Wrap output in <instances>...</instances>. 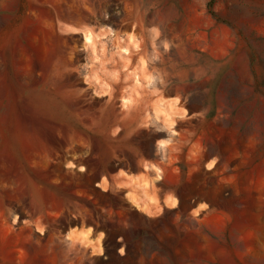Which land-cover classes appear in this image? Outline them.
Returning a JSON list of instances; mask_svg holds the SVG:
<instances>
[{"label":"rangeland","instance_id":"374dc122","mask_svg":"<svg viewBox=\"0 0 264 264\" xmlns=\"http://www.w3.org/2000/svg\"><path fill=\"white\" fill-rule=\"evenodd\" d=\"M14 48L52 93L0 96V264H264V0H0V69ZM146 160L159 216L97 185Z\"/></svg>","mask_w":264,"mask_h":264},{"label":"crops","instance_id":"0c3cea01","mask_svg":"<svg viewBox=\"0 0 264 264\" xmlns=\"http://www.w3.org/2000/svg\"><path fill=\"white\" fill-rule=\"evenodd\" d=\"M10 23V22H9ZM11 25V24H10ZM5 47V46H2ZM12 48V47H11ZM16 49H11L12 62L10 66V72L6 66H2L0 69V96L11 95L17 96L25 94L28 96L35 95H45L52 93L47 89L52 85L50 81L52 76H45L43 72H38L40 77L36 80L35 72H25L20 73L19 67L16 65L14 60V54ZM99 62L97 65L90 68L89 77L91 82L98 81L101 83L104 76L110 78L115 74L117 66H114L113 60H116V57L110 54L106 55H97ZM2 58H4L2 56ZM3 63V62H1ZM59 80V89L63 88V92H66L67 84L65 77L58 76ZM61 92V90H60ZM98 96V95H97ZM128 99H133V94L128 95ZM168 105H171L168 104ZM59 110L61 111H72L73 108L65 99L62 104L59 103ZM76 110V108L74 109ZM162 114H165L161 110ZM10 123V124H9ZM13 122H4V129L6 134H13L12 127ZM84 122H61L62 126H65L69 129L70 135L68 137V142L70 147L76 146L82 143L83 135L81 133L80 127L83 126ZM114 126L118 127H127L129 122H113ZM179 122H160L161 132L167 136L173 137V128L178 126ZM171 134H170V132ZM132 133H124L121 141L127 140ZM162 148L165 147V144H159ZM74 157V156H73ZM147 165L142 166L140 170L135 172L128 171L125 168H117L115 170H108L102 174L98 182V188L104 192H113L114 190H123L125 197L130 201L131 205L138 211L144 213L147 216H159L167 209H172L176 206V201L171 198V194H175L176 190L173 187H164L159 194V202H156L153 197V191L151 188L150 178L154 177L153 167L159 165V161L146 160ZM69 164V163H68ZM67 164V165H68ZM72 167L71 165H68ZM76 168H81L80 165H77ZM76 171L80 172L81 169ZM201 210V209H200ZM90 231L85 230H74L70 229L66 232V238H78L85 239L90 236Z\"/></svg>","mask_w":264,"mask_h":264}]
</instances>
